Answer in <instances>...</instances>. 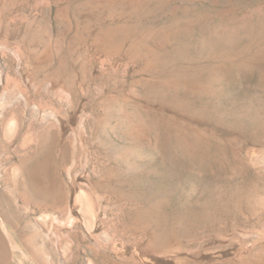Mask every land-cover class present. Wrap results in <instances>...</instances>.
<instances>
[{
	"label": "rangeland",
	"instance_id": "1",
	"mask_svg": "<svg viewBox=\"0 0 264 264\" xmlns=\"http://www.w3.org/2000/svg\"><path fill=\"white\" fill-rule=\"evenodd\" d=\"M0 264H264V0H0Z\"/></svg>",
	"mask_w": 264,
	"mask_h": 264
},
{
	"label": "bare ground",
	"instance_id": "2",
	"mask_svg": "<svg viewBox=\"0 0 264 264\" xmlns=\"http://www.w3.org/2000/svg\"><path fill=\"white\" fill-rule=\"evenodd\" d=\"M182 130L185 131L184 129H181V131H182ZM185 133H186V132H185ZM180 134H181V132H180ZM182 135H183V134H182ZM183 136H184V135H183ZM183 136H182V137H183ZM185 136H186V134H185ZM44 167L46 168V165H45ZM44 170H46V169H44Z\"/></svg>",
	"mask_w": 264,
	"mask_h": 264
}]
</instances>
